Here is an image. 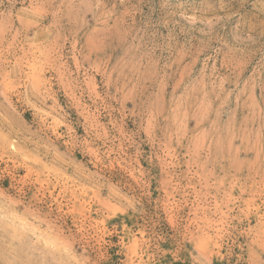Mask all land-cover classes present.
I'll return each instance as SVG.
<instances>
[{
    "label": "rangeland",
    "instance_id": "rangeland-1",
    "mask_svg": "<svg viewBox=\"0 0 264 264\" xmlns=\"http://www.w3.org/2000/svg\"><path fill=\"white\" fill-rule=\"evenodd\" d=\"M0 264H264V0H0Z\"/></svg>",
    "mask_w": 264,
    "mask_h": 264
}]
</instances>
